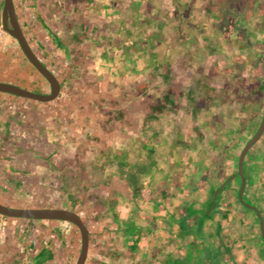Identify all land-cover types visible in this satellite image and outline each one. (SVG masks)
<instances>
[{"label":"crops","instance_id":"crops-1","mask_svg":"<svg viewBox=\"0 0 264 264\" xmlns=\"http://www.w3.org/2000/svg\"><path fill=\"white\" fill-rule=\"evenodd\" d=\"M207 1V4L220 7L218 0ZM13 2L25 35L33 27L31 37L41 39L43 46L39 42L35 44L48 61L51 54L46 47L57 49L64 63L66 60L75 62L73 72L80 74L81 68L87 75L85 80H70L65 75L59 79L61 90L55 102L62 101L71 81L78 86L107 84L110 72L102 71L97 65L109 68L121 49L141 50L148 54V61L153 62L165 40L164 31L160 29L153 34L162 39L148 48L143 44L148 35L139 34V41H128L125 47L124 43L122 47L117 43V47L109 49L114 44L112 37L106 35L108 31L114 27L118 36L127 22L140 20L143 0ZM251 2L249 20L254 26L246 43L238 41L236 46L235 40H231L225 46L214 42L209 51L207 46L197 51L189 47V63L194 57L204 58L194 66L199 71L198 76L189 78L182 86L174 80L169 83L170 87L161 96V104L152 105L146 117L160 123L150 128V138L148 135L143 139L147 130L143 118L135 120L134 126H105L102 123L107 122L108 113L100 118L97 112L85 109L68 112L70 118L81 117L88 124L85 128L71 126L74 133L78 134L80 127L104 139L118 131V135L112 136V141L100 149L104 153L101 163L110 176L112 189L94 197L92 213L96 216L90 221L93 226L85 222L89 244L84 264H264V129L244 156L241 197V178L237 170L240 151L255 133L264 104V64L260 63L258 71L254 68L258 57L264 54V0ZM193 3L194 0L185 3L189 12ZM20 8L25 21L20 18ZM206 17L198 18L206 21ZM98 32L107 33L98 38ZM204 33L205 39L213 37L211 32ZM9 38L13 37H2L4 42H9ZM19 51L18 43L8 50L0 49V81L43 91L41 77ZM213 54L217 60L211 62ZM88 55L93 57L94 64ZM165 64H161L162 70L174 75L170 65ZM192 66L187 65L189 73ZM144 68L140 65L139 69L126 73L137 76ZM94 70L97 71L95 78L89 76ZM14 97L0 92V180L4 177L5 183L17 174L13 166L15 158L4 157L2 143L9 121L13 119L9 115L12 108H7V103L14 101ZM66 100L74 102L75 98ZM16 104L22 103L17 100ZM43 104L40 108L44 117H36L32 111L27 113L30 120L35 117L32 129L42 135L45 142L54 139L55 146L60 147L54 135H61L64 130L62 111H49L51 105ZM22 117L27 119L26 115ZM29 158L25 172L31 181L40 175L38 170L45 159L30 157V154ZM72 199L73 204L79 205L78 194H73ZM20 219L0 226V264H24L29 257V263L25 264H47L48 255V264H75L74 239H64L60 231L54 230L57 237L35 242L33 253L31 245L34 242L22 240ZM27 221L30 224L39 220ZM101 231L103 235L99 236ZM99 243L103 245L102 250H106L99 252L102 248ZM63 250H66L65 258H51L61 255Z\"/></svg>","mask_w":264,"mask_h":264},{"label":"rangeland","instance_id":"rangeland-1","mask_svg":"<svg viewBox=\"0 0 264 264\" xmlns=\"http://www.w3.org/2000/svg\"><path fill=\"white\" fill-rule=\"evenodd\" d=\"M228 1L231 2L228 3ZM247 1L248 0H218L217 3L220 5L218 8L215 5L207 4V0H194L189 12L188 8L185 6L187 0H143L144 4L141 7L143 9V14L140 20L127 22L126 27L124 26L123 30H121L122 32L118 36L114 32L115 30H113L114 27H112L110 32H106L107 34L98 32L97 36L100 38L103 34H106L109 35L110 38L112 37L111 41L114 45L108 48L113 50L117 47V43L121 45V47L124 43L125 47L129 45L130 41H139V34L148 35L143 42L148 48L162 39V36L158 37L156 34H153L162 29V31H164L165 40L161 43L160 46L162 49H158L157 57H155L156 59H154L153 62L148 61V54L143 53L141 50L137 51L132 48H130L131 50L121 49L120 55H116V61L108 65L109 68H101V66L97 65L100 69H103L102 71L110 72L108 75L109 81L107 84H104V86H94L92 84V86H85L82 85V81V86H78L77 82L71 81L72 84L70 83V85L67 86L62 101L58 100L55 102L54 100L51 103L37 102L18 96L14 97L13 103H7V108H12L9 115H12L11 117H13V119L9 121V127L7 128L8 133L4 134L2 143L5 146L3 153L4 157L10 160L15 158V164L13 166H15L14 169H16L17 174L10 176L13 179H8L9 183L8 181L7 183L3 181L4 177L0 180V202L18 207L69 208L78 212L83 221L87 222L89 226H93L90 221L96 216V214L94 215L92 213L94 210L92 204L95 200L94 197H98V195L104 194V192H108L112 189L110 176L106 173V169L101 163L104 159H101L104 153H101L100 149L103 148V145L107 146V144H109L108 142L112 141V136L115 138L118 135V131L116 133H111L112 135H105L107 138L105 137L104 139L99 134L92 135L89 132H84L86 130L80 127L78 134L76 132L74 133L71 131V126L78 125L85 128L88 124L86 125L87 121L81 117H76L75 119L70 118L67 116L68 112L74 109H85L91 113L97 112V116L100 115V118L102 116L106 117V113H108L105 118L107 122H105V124L102 123L105 126L129 124L134 126L133 122L135 120L143 118L144 127L147 129L143 134V139L145 140L148 135L150 138V128L153 127L152 129H154L158 127L160 123L151 121L146 117L151 112L152 105L156 106L157 103L161 104V96L166 93V88L170 87L169 83L171 84L174 80V83L182 86L189 78L198 76L199 71L194 66L204 58L201 57L198 59V57H194L192 63H189L187 56L189 53L191 54L190 48L194 47L193 49L197 51L198 48L201 49L207 46V51H209L210 48L213 47L212 45L215 44L214 42L224 43L223 45L225 46H227V43L229 44L231 40H235L236 46L239 45L238 41L247 42L248 33L252 30V26H254L249 20L251 16L249 14L250 8L248 5L250 3L252 5V2L249 0L248 4H246ZM1 6L2 3H0V11ZM129 8L128 6L127 13ZM18 12L21 20L25 21V16L21 8L20 10L18 9ZM207 13L208 16L206 17ZM201 15L206 17V21H201L198 18ZM31 28L30 32H26V36L33 45V49L42 62L51 67L53 73H55L60 80L64 75L70 80H85V76L87 75L84 69L80 68V70H78L80 74L73 72L72 68L74 67V61L71 62L66 60V63H64V57L57 49L53 51L46 47L48 53L50 52L51 54V57L48 58H51L50 61L53 62V65H50V61H48L40 51L41 48H39V45L35 44L39 42L42 43L43 46V42H41V39H39V41L38 38L31 37ZM127 28L129 29L125 31ZM203 31L211 32L214 38L208 37V39H205V33ZM94 33H96V31H94ZM207 36L209 35L207 34ZM2 37H8V35L2 29L0 19V49H4L5 51L12 46H17L15 39L9 38V42H4ZM200 40L203 41L200 42ZM183 51H186L187 54L183 53ZM19 52V55H22L23 59L27 62L28 60L21 49ZM162 53H164V56ZM88 57H90L93 63V57L90 55H88ZM258 58L257 63H253L256 71H258L260 63L264 64V54H262V58ZM214 60L216 61L217 58L210 61L213 62ZM164 63H166L165 65H170L174 75L169 73L170 71L168 70H162L161 64ZM156 64H158V67ZM188 64L191 66L193 65L191 67V73H189ZM140 65L141 67H145L142 70V74L136 76L135 74L128 75L126 73L139 69ZM96 73L97 71L94 70V73L92 72L93 75L89 74V76L95 78ZM39 77H41L44 87V90L41 92L48 93L50 89L48 82L40 74ZM218 83H221V81ZM174 88L176 87L174 86ZM156 94L159 97H157ZM71 97L75 98L77 102H69L66 100ZM77 98L79 100H77ZM82 99H85L84 102ZM17 100L21 101L22 104H16ZM27 103L34 104V106L30 107ZM43 103L51 105L52 108H49V111H54L55 109L62 111L61 124L64 126V130H62L61 135H54L57 137V142L60 147L55 146L54 139H52L51 142H45L44 137L42 135L39 136L37 131L35 132L32 129L33 124L36 123L33 117H44L42 116L44 112L40 108V106L43 107V105H45ZM80 103H82V105H80ZM169 108H171L170 105ZM28 111H32V114H34L31 120L27 115ZM136 114L143 116L135 119L133 116ZM24 115H26L27 119L22 117ZM29 154L30 157L33 156L45 159L42 160L44 164L43 167L41 165L40 170H38L40 171V175H37L36 178L33 176L35 180L33 178L31 181L30 179L32 178L25 172L26 164L28 165L29 159H31L29 158ZM98 156L99 158H97ZM32 163L34 164V161H32ZM73 194L74 196L78 194L80 197L79 203H77L79 205L77 206L72 203ZM245 199L246 198L243 197L242 201H245ZM0 219V226H5L6 223L19 218H10L0 215ZM20 221L22 223V228L20 229L23 237L22 240H26L28 243L34 242L31 245L32 248L35 242L44 241L45 239L52 240L57 237L55 232L58 230L61 232L64 239L72 238L75 240L73 254L78 256L80 233L75 225L59 220H39L30 224L27 219H20ZM101 233H103V231L100 232L99 236L103 235ZM101 243H99V245H101ZM101 246L102 248H100L99 252L103 249V245ZM34 248L32 249L33 253L35 250ZM104 250L106 249L104 248ZM65 251L66 250H63L61 255L56 254L50 257L65 258ZM93 252L94 251L91 250V253ZM28 260H30V257L25 260V263ZM47 260L48 264L49 255Z\"/></svg>","mask_w":264,"mask_h":264},{"label":"water","instance_id":"water-1","mask_svg":"<svg viewBox=\"0 0 264 264\" xmlns=\"http://www.w3.org/2000/svg\"><path fill=\"white\" fill-rule=\"evenodd\" d=\"M1 9V26L2 29L18 43L22 53L34 67V69L46 79L49 84V92H36L9 82L0 81V92L12 94L29 100L38 102H49L59 95L61 83L58 77L51 69L41 61L38 55L31 47L15 11L13 0H0ZM264 129V104L260 123L255 133L249 138L240 151L237 163L238 175L241 178L240 197L244 187L243 160L246 152L252 144L258 139ZM0 215L10 218H21L27 220H59L66 221L75 225L80 233V248L75 264H84L87 256L89 244V230L81 216L72 209L61 207H18L3 204L0 202Z\"/></svg>","mask_w":264,"mask_h":264},{"label":"flooded vegetation","instance_id":"flooded-vegetation-1","mask_svg":"<svg viewBox=\"0 0 264 264\" xmlns=\"http://www.w3.org/2000/svg\"><path fill=\"white\" fill-rule=\"evenodd\" d=\"M1 9H2V6H1ZM18 17V16H17ZM0 19H1V11H0ZM19 21V20H18ZM29 41V40H28ZM42 61V60H41ZM48 66V65H47ZM50 69H51V67L50 66H48ZM51 71H52V69H51ZM53 72V71H52ZM55 74V73H54ZM56 75V74H55ZM57 76V75H56ZM59 79V78H58ZM50 88V87H49Z\"/></svg>","mask_w":264,"mask_h":264}]
</instances>
